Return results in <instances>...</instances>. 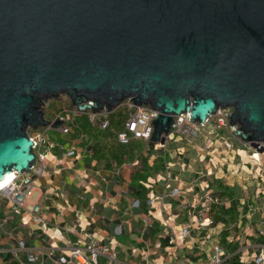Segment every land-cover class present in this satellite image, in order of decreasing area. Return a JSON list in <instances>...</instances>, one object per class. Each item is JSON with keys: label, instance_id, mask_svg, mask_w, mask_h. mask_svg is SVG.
I'll use <instances>...</instances> for the list:
<instances>
[{"label": "water", "instance_id": "water-1", "mask_svg": "<svg viewBox=\"0 0 264 264\" xmlns=\"http://www.w3.org/2000/svg\"><path fill=\"white\" fill-rule=\"evenodd\" d=\"M63 94L81 113L130 100L204 124L230 109L232 136L264 144V0H0V180L35 164L28 130Z\"/></svg>", "mask_w": 264, "mask_h": 264}, {"label": "crops", "instance_id": "crops-1", "mask_svg": "<svg viewBox=\"0 0 264 264\" xmlns=\"http://www.w3.org/2000/svg\"><path fill=\"white\" fill-rule=\"evenodd\" d=\"M122 103L111 113L122 111L125 121ZM71 107L68 103L57 115ZM89 112L73 117L67 135L59 125L38 131L46 132L47 142L34 149L35 156L42 154L44 159L35 161L28 173L34 187L26 199L27 209L16 210L0 196V264H59L63 256L69 261L66 264H74L68 256L71 248L79 246L88 256L90 245L108 253H99L89 264H212L213 248L222 249V222L195 228L189 240L178 246L169 242L163 224L170 217V227L180 229L198 210L208 184L221 205L228 207L231 199L238 202L236 221L228 228L233 230L226 240L237 244V253L246 250L239 251L243 260L254 256L263 240L249 234L264 227V175L258 176L260 168L251 160L249 146L236 138L229 143V132L215 131L210 122L189 142L167 139L162 148L131 139L129 152L116 136L113 144L125 151L113 154L97 149L93 137L80 130L81 118L87 121ZM57 115L44 116L54 121ZM102 120L108 124V119ZM29 134L34 136L36 131ZM70 149L74 153L68 156ZM174 188L178 195L170 196ZM221 190H228L230 197ZM154 196L158 200L150 206L148 198ZM31 204L39 205L41 222L33 220ZM30 254L34 261H29Z\"/></svg>", "mask_w": 264, "mask_h": 264}, {"label": "built area", "instance_id": "built-area-1", "mask_svg": "<svg viewBox=\"0 0 264 264\" xmlns=\"http://www.w3.org/2000/svg\"><path fill=\"white\" fill-rule=\"evenodd\" d=\"M123 106H125L127 110L126 118L123 124V129L117 134V140L121 145L127 146L131 139H137V140H143V141H149L151 134H152V121L155 118L156 111L152 109L149 105H140V106H134L130 100H125L122 103ZM229 109H218L204 124L194 123L190 121V117L188 114H180L176 115L174 117V122L170 126V132L166 136V139H183L187 142L190 141V139L196 137L199 134L200 128H202L205 124H210L211 120L214 121L213 124L216 129H224L229 130L228 125V118L227 115L230 112ZM88 112V111H87ZM81 114L78 110H76L74 107H71V109H66L63 113H59L54 119V121L58 120L60 122L58 128L60 129L61 133L64 135H67L71 131V125L72 120L74 116H77ZM107 114L106 111H102L99 113H88V119L89 121L97 125L99 128L104 129L107 125L105 121L101 119L102 116H105ZM51 121V124L54 122ZM45 131L51 129V125L44 127ZM42 129V128H41ZM31 130V129H30ZM38 130V129H37ZM36 131V134L34 136H30L33 140V150L36 148V146L44 144L47 142L45 140V134L46 132H38ZM229 132V131H228ZM231 132V131H230ZM31 133V132H30ZM30 135V134H29ZM232 135V132H231ZM165 143V142H164ZM163 144H156V146L162 148L164 146ZM248 146V145H247ZM251 148V160L260 168L259 171V177H261V174L264 175V165L262 164V160H264V144L258 143L256 148ZM74 153L73 149H70L66 155H72ZM44 159V155L37 154L35 156V161L42 162ZM137 164V163H135ZM33 168V167H32ZM31 168V169H32ZM12 177L8 184H6L3 187H0V196L5 197L6 199L10 200L12 204L16 206V210L27 209V202L26 199L31 195V192L34 187L33 179L28 174H11ZM257 176V177H258ZM258 177V178H259ZM178 190L177 188L171 189L170 196H177ZM158 200V198L149 197L148 198V204L151 206L153 203ZM222 200L220 197H218L214 190L210 188L209 184L204 187V190L202 192V195L199 199V208L196 211V213H193L190 215L189 220L181 226L180 229L175 230L173 227H170V221L171 218L167 217L163 224L164 227L169 230V242L173 245L178 246L179 242L189 240L191 237L192 231L195 230V228H209L214 226V221L210 217V213L212 211L213 206L215 205H221ZM40 207L38 204H31L30 212L32 214V218L35 222H41V218L38 215L39 214ZM1 224V220H0ZM254 240L261 239V243L256 246L255 254L254 256H251L250 258L243 260L241 258L240 252H246L244 248H240L239 253V260L241 264H263L264 263V227L261 229H258L253 234ZM86 250L88 251V256H85L83 254V250L81 247L76 246L71 248L69 252V258H71L74 261V264H89L90 262H94L96 259V256L99 253H108L105 248H101L99 246H86ZM223 250L220 249L218 246H215L213 248V254L211 257L212 264H220L222 262V256H223ZM88 257V258H87ZM114 255L110 254V258H113ZM29 261H34L35 257L30 254L28 257ZM59 264L62 263H69L67 261V258L65 256L60 257L57 261ZM73 264V263H72Z\"/></svg>", "mask_w": 264, "mask_h": 264}, {"label": "trees", "instance_id": "trees-1", "mask_svg": "<svg viewBox=\"0 0 264 264\" xmlns=\"http://www.w3.org/2000/svg\"><path fill=\"white\" fill-rule=\"evenodd\" d=\"M124 117L125 114L122 111L117 110L116 112L114 111L108 115V124L104 129H99L95 126H92L91 123L88 122V119L86 121L84 118H81L79 127L81 131L93 137V139L96 141L97 149H107L113 154L123 153L125 150L119 146H115L112 141L116 138V133L119 131V128H122ZM126 147V150L129 152L133 149V146L130 145H127ZM221 193H223L224 196L230 197V192H228V190L225 192L224 190H221ZM237 206L238 202L231 199L228 207L223 205H215L212 208V218L214 223L222 222L225 225V228L221 232L220 243L222 244V249L224 252L222 256V262L220 264H241L239 260V253L236 252L237 244L233 243V241L228 242L226 240L233 230L232 228L230 230L228 228L236 221L238 213Z\"/></svg>", "mask_w": 264, "mask_h": 264}, {"label": "rangeland", "instance_id": "rangeland-1", "mask_svg": "<svg viewBox=\"0 0 264 264\" xmlns=\"http://www.w3.org/2000/svg\"><path fill=\"white\" fill-rule=\"evenodd\" d=\"M46 104L44 105L43 109H42V112L43 114L46 116H49V117H54L55 115H57V112L59 111V109L65 107L68 103H70V100L67 96L63 95V94H60L58 96H56L55 98H51V99H48L46 102ZM230 110V109H229ZM228 110V111H229ZM120 111V110H119ZM231 111V110H230ZM116 112V111H115ZM116 114V113H115ZM102 119H108V115H105V117H101ZM114 120V119H113ZM115 121V120H114ZM214 121L211 120V124L210 125H213ZM96 126V125H94ZM215 128V126H214ZM41 130V128H39L37 131ZM121 128H119V131H117L116 133V136L117 134L120 132ZM219 129H216L215 128V131H218ZM32 130H28V133H30ZM226 131V130H225ZM229 143L231 142L232 140V143L235 141V138H233V136L231 135V130L229 129ZM231 149H232V146H231ZM246 159L245 157L243 158V160ZM239 190V189H238ZM238 190L236 192H238ZM240 191V190H239ZM255 232V231H254ZM248 234V233H247ZM250 236L253 235V232H250L249 234Z\"/></svg>", "mask_w": 264, "mask_h": 264}, {"label": "bare ground", "instance_id": "bare-ground-1", "mask_svg": "<svg viewBox=\"0 0 264 264\" xmlns=\"http://www.w3.org/2000/svg\"><path fill=\"white\" fill-rule=\"evenodd\" d=\"M11 177H12L11 173L6 174V175L4 176V178L0 180V187H3V186H5L6 184H8V182H9L10 179H11Z\"/></svg>", "mask_w": 264, "mask_h": 264}]
</instances>
